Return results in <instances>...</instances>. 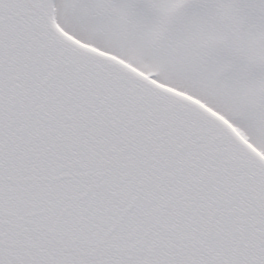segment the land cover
<instances>
[{
  "label": "snow or ice",
  "instance_id": "1",
  "mask_svg": "<svg viewBox=\"0 0 264 264\" xmlns=\"http://www.w3.org/2000/svg\"><path fill=\"white\" fill-rule=\"evenodd\" d=\"M0 264H264V0H0Z\"/></svg>",
  "mask_w": 264,
  "mask_h": 264
}]
</instances>
